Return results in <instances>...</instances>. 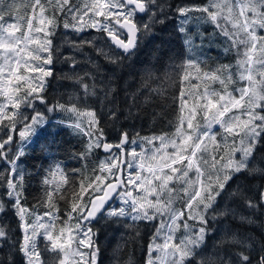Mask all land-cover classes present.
<instances>
[{"label":"snow or ice","instance_id":"6c2138e0","mask_svg":"<svg viewBox=\"0 0 264 264\" xmlns=\"http://www.w3.org/2000/svg\"><path fill=\"white\" fill-rule=\"evenodd\" d=\"M169 10H172L171 6ZM175 12L181 18L179 31L185 34L184 42L190 49L194 45L191 37L187 36L185 25L192 19L214 24L230 42L225 52L234 49L240 57L236 73H233L232 65L227 64L205 70L199 59L190 58L179 65L178 72L182 73L180 110L181 113L187 111V115L180 116L171 137L140 138L139 151L135 147V139L130 142L134 147H126L129 144L127 132L118 143L107 142L94 110L57 104L56 107L75 116L76 122L69 126L89 137L88 152L102 148L109 153L105 160L100 161V174L95 175L94 180L82 179L79 193L72 189L75 202L63 227L56 228L59 217L54 215L53 192L46 193L49 211L44 215L48 221L24 206V177L18 169V159L24 155L23 146L15 158H9L3 149L13 141V135H7L0 143V159L10 165L6 185L0 187L6 188L8 202L19 218V228L23 233L22 240L13 241L12 247L19 244L18 251L26 264H45L38 247L39 236L47 242L45 247L50 252L58 254L54 264H98L100 250L94 240L92 223L102 212L117 222L122 218L133 222L159 220L148 245L147 264H193V261L196 264H264V243H260L257 249L250 237L238 238L235 235L220 243L237 245L239 251L232 252L227 258L196 260L205 245L210 222L232 211L227 207L218 210L217 200L226 191L233 175L244 171L264 174V169L251 166L256 152L264 144V35L259 34L264 30V0H208L204 6L177 5ZM192 12L206 16L193 18ZM138 16H146L147 20L138 22ZM162 16L166 18V13L158 0H23L22 8L18 0H0V97H3L0 122L6 118L11 132L22 124L19 131L22 142L44 123L39 112L28 123V117L21 108L35 110V100L44 103L42 93L46 78L53 75V37L59 27V18L63 19L64 29L77 34L87 29L105 34L111 45L121 50L123 55L113 51L110 45L107 50L104 47L96 50L110 63L120 64L132 55L142 36L151 34L155 24L164 23ZM6 17L14 22H9ZM68 44L74 52H82L85 45L95 46L96 42L82 39L68 41ZM68 61L74 69L77 65L75 58L66 57L65 62ZM234 75L246 83L233 91L230 86L237 84ZM74 78L78 83L84 81L78 75ZM193 80L198 83L192 84ZM217 82L222 86V92L211 86ZM83 87L84 94L89 95V85L83 83ZM92 88L91 95L95 96V86ZM103 91L104 99H107L109 92ZM234 93H239V97ZM8 105L14 109L12 113L7 111ZM111 115L119 118L114 110ZM85 120L87 127L84 126ZM214 125H218L222 133L214 132ZM155 141L159 142L158 145ZM145 144L151 147H145ZM221 151L224 155L217 160L216 156ZM237 153L239 158H236ZM124 167L133 170L126 179ZM51 175L54 178L58 176L54 190L60 193V199H64L61 189L71 181L58 165ZM3 179L5 177L0 176V180ZM44 183L47 185L51 181L45 179ZM112 199H119L120 206L108 208ZM178 202H183L187 210V220L182 224L184 211L177 207ZM246 204L253 210L264 207V191L259 193V203L249 197ZM3 211L4 205L0 204V212ZM73 219L76 221L74 226L71 223ZM188 221L197 222L199 227ZM181 228L184 234L177 242L176 233ZM9 240V232L0 226V241L6 244ZM257 251L258 256L254 259L253 254ZM9 264H13L11 258Z\"/></svg>","mask_w":264,"mask_h":264},{"label":"trees","instance_id":"16d2710c","mask_svg":"<svg viewBox=\"0 0 264 264\" xmlns=\"http://www.w3.org/2000/svg\"><path fill=\"white\" fill-rule=\"evenodd\" d=\"M158 2L164 6L166 18L161 17L164 23L155 24L151 34L142 36L132 55L123 59L120 64L110 63L97 52L96 48L104 47L107 50L109 45L113 51L121 52L111 45L105 34L96 29H87L77 34L64 29L63 19L59 18V27L53 37L54 62L51 66L53 75L46 78V86L42 93L44 103L35 100L33 102L35 110L24 106L21 108L28 117V123H31V117L37 112L43 116L44 123L38 125L34 134L22 142L19 138L22 124H18L14 132H11V125L6 118L0 122V143L7 135H13V141L3 149L8 153V157L15 158L23 146L24 155L18 159V169L24 177L22 203L30 211L34 210L48 221V217L44 215L49 211L46 193L53 192V204L56 209L54 215L59 217L56 221L57 230L68 220L71 205L75 202L72 189L79 193L81 181L86 174L91 180L100 174L98 161L105 155L101 148H95L91 150L89 157H85L88 136L69 126L72 114L56 107L57 104H65L66 107L76 105L81 109L94 110L99 117V127L103 129L104 137L109 143L119 142L125 132L128 133L129 141L135 139L137 144L141 143L142 137L161 135L171 137L179 124L182 73L178 72V68L188 60V54L184 34L179 31L181 18L175 12V8L177 5L204 6L208 0H158ZM169 6L172 10H169ZM141 20L146 21L147 17L138 16L137 21ZM82 39L93 40L96 44L85 45L82 52H74L68 41ZM70 56L77 61L74 69L71 61L65 62V58ZM89 60L95 63H90ZM86 73L89 75L86 76ZM76 75L83 77V83L89 85V95L84 94L83 83L75 80ZM93 85L97 93L95 96L91 95ZM103 90L109 92L107 99H104ZM49 108L54 110L49 111ZM113 110L117 112L118 119L112 117ZM7 111L12 113L14 109L8 105ZM84 123L87 125L86 120ZM231 139L229 137V142ZM145 147L150 148L151 145L145 144ZM57 165L71 181V184L63 185L61 189L64 199H60V193L54 190L58 176L54 178L51 173L56 170ZM9 172L10 165L0 159V176L5 177L0 180V185H6ZM45 179L51 183L46 185ZM236 194L238 195V191ZM221 198L222 196L217 200L218 210L225 209ZM0 199L4 205V211L0 213V226L10 235V240L6 244L0 241V264H9V258L13 264H26L25 258L18 251L19 244L15 248L12 247L13 241L22 240L23 233L19 228V218L8 202L4 187H0ZM84 199H87V193ZM177 207L183 210L184 204ZM227 209L232 210L229 215L210 222L211 227L205 245L200 250V255L196 257L197 261L202 258L214 260L219 256L227 258L232 252L240 250L237 245L220 243L221 240H227L233 235L245 238L247 233L243 232L245 229L244 222L240 219V208L231 203ZM183 218L187 220L186 213ZM188 223L199 227L195 221ZM157 227V220L133 222L122 218L117 222L108 219L105 214L99 215L92 223L94 240L100 250L98 264H147L148 245L152 242ZM37 240L42 252L41 259L45 264H54L58 254L50 252L45 247L47 242L42 236L37 237ZM251 242L254 244V240ZM193 264H196V261H193Z\"/></svg>","mask_w":264,"mask_h":264},{"label":"rangeland","instance_id":"374dc122","mask_svg":"<svg viewBox=\"0 0 264 264\" xmlns=\"http://www.w3.org/2000/svg\"><path fill=\"white\" fill-rule=\"evenodd\" d=\"M18 3L21 4V8H22L23 0L18 1ZM29 12H31V9H29ZM190 15L193 18L201 16V15L206 16V14H202V13H198V12L190 13ZM6 19H8L9 22H14L9 17H6ZM185 28L187 30V36L191 37V39L193 41V45H194V47L191 49L188 47V45H186L188 59H190V58L193 60L199 59L200 61H202V67H204L205 70H209V71L219 67L220 65H224V64L232 65V71L234 74L236 73V71H237L236 63L240 57L237 56L236 51L234 49H232L228 52H225V48L229 47L230 42L226 41V38L220 33L219 29H217L214 24H212L211 22H204V21L197 22L195 19H192L189 22V24L185 25ZM259 34H260V31H259ZM184 39H186L185 34H184ZM234 79L237 80V84L234 86H230V90L234 91L235 87H242L246 83V82L239 81L235 75H234ZM197 83H198V81H196V80L192 81V84H197ZM211 86L218 91H221V92L223 91L222 86L218 82L212 84ZM200 90L202 91L203 89L201 88ZM234 94L236 96L239 95V93H234ZM237 97H239V96H237ZM2 101H3V97H0V102H2ZM190 105H191V101H189V106ZM233 111L238 112V110H236V109H234ZM25 114L26 113L24 112V115ZM182 114L187 115V111H185L184 113H181V115ZM70 117H71V120L68 123L69 125L74 124L76 122V118L73 115H70ZM201 118H202V114H201ZM84 126L87 127V125L85 123H84ZM184 127L187 128V125L185 124ZM71 128H73V127H71ZM213 131L217 132V133H222V130L219 128L218 125L213 126ZM218 139H219V137H218ZM88 142L86 143V145L88 144ZM130 142L131 141H129V144L126 145V147H128V148L134 147V145H132ZM155 142L158 145L159 142L158 141H155ZM113 144H115V143H113ZM135 147L137 148V151L140 150V144H136ZM93 149L95 150V148H93ZM101 150L103 151L102 148H101ZM113 151L118 152L119 150L114 149ZM89 153L90 152L87 151L85 153V157H89L90 156ZM105 155L100 158V160L98 161L99 164H100V161L106 159V157L109 155V153L105 152ZM221 155L222 156L224 155V153L222 154V151L217 154L216 159L219 160L218 158L221 157ZM236 158H239V153H237ZM130 171H133V170L127 169V167L123 168V176L125 177V179L127 178ZM104 175L106 176L107 173H105ZM85 177L88 178V175L86 174ZM113 179H114V177H113ZM181 195H183V194L181 193ZM2 203L3 202L0 199V204H2ZM120 203L121 202L119 201V199H112L108 208H116V207H114V205H116V204H119L118 205V207H119ZM180 204H183V202H178L177 206ZM183 211H184V213L187 214V210L185 207H184ZM102 214H105V213H102ZM75 216H76V214L74 215V217ZM184 220L185 219L183 218L180 221V223L182 224L184 222ZM157 221H158V226H159V220L157 219ZM75 222H76L75 219H73L71 221L73 226L75 225ZM181 231H183L182 228L180 231H178L176 233L177 242H178L179 237H181L184 234V233H181ZM82 251H87V249H82ZM152 255H153V257H155L156 253L153 252ZM147 259H148V257H147Z\"/></svg>","mask_w":264,"mask_h":264},{"label":"flooded vegetation","instance_id":"af4514ba","mask_svg":"<svg viewBox=\"0 0 264 264\" xmlns=\"http://www.w3.org/2000/svg\"><path fill=\"white\" fill-rule=\"evenodd\" d=\"M260 35H264V30H260ZM251 166L264 169V144L256 152L255 160ZM237 191L238 195L236 194ZM261 191H264V174L259 172L249 174L244 171L233 175L221 198L225 208L230 206L231 203L240 208V217L246 218L241 220L244 222L245 230L243 232H247L245 237H250L251 240H254V246L257 249L260 243H264V207L255 210L249 209L246 204V198H253L259 203V193ZM257 256L258 251L253 254V258L255 259Z\"/></svg>","mask_w":264,"mask_h":264},{"label":"water","instance_id":"95a60500","mask_svg":"<svg viewBox=\"0 0 264 264\" xmlns=\"http://www.w3.org/2000/svg\"><path fill=\"white\" fill-rule=\"evenodd\" d=\"M124 35H125V38H126V33H125ZM110 43H111V42H110ZM112 46H114V45H112ZM114 47H115V46H114ZM117 50H119V49H117ZM119 51H121V50H119ZM121 52H122V51H121ZM111 201H112V200L109 201L107 207L110 205V202H111ZM102 213H103V212H102ZM102 213H101V214H102ZM101 214H98V216L101 215Z\"/></svg>","mask_w":264,"mask_h":264}]
</instances>
